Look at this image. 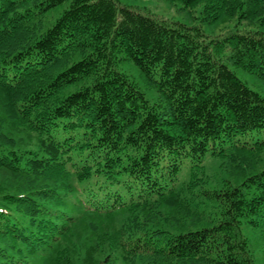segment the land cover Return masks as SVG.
Segmentation results:
<instances>
[{"label": "trees", "instance_id": "1", "mask_svg": "<svg viewBox=\"0 0 264 264\" xmlns=\"http://www.w3.org/2000/svg\"><path fill=\"white\" fill-rule=\"evenodd\" d=\"M66 1L0 0V216L15 215L16 225L22 216L16 204L33 212L29 233L17 231L0 247V264H41L35 258L43 260L77 221L63 204L74 191L64 188L66 176L80 184L75 190L85 212L109 213L175 196L181 172L202 168L208 154L264 147V94L237 72L264 80L263 29L236 24L206 40L199 26L117 0H70L43 35L11 42L33 17ZM173 1L204 2L202 12L217 18L232 0ZM249 3L235 4L242 16ZM11 10L15 15H7ZM75 52L84 55L51 75ZM126 60L153 81L162 101L151 102L121 69ZM211 194L222 205L216 224L135 233L121 240V249L254 264L241 225L258 226L264 218V169ZM98 264L115 260L108 253Z\"/></svg>", "mask_w": 264, "mask_h": 264}, {"label": "rangeland", "instance_id": "2", "mask_svg": "<svg viewBox=\"0 0 264 264\" xmlns=\"http://www.w3.org/2000/svg\"><path fill=\"white\" fill-rule=\"evenodd\" d=\"M117 1L123 6L159 18L199 26L204 32L206 40L224 35L236 24L247 29L264 30V0L258 4V0H251V3L247 4L250 11L243 16L235 6L239 0L238 2L232 0L230 4H226L220 10L217 18L210 12H202L204 2L186 7L182 2L173 0ZM69 2L70 0H67L56 9L33 17L21 30L20 36L16 40L12 38L11 42L14 44H18L20 41L29 43L43 35L62 14ZM32 4L33 2H29L22 5L17 11L30 7ZM7 15H15V12L11 10ZM83 55L84 53L79 52L69 55L51 71V75L56 74ZM120 67L136 82L151 102L163 100L153 81L146 77L132 61H123L120 63ZM237 72L252 88L264 94L263 79L243 69H237ZM82 84L80 82L65 88L63 94L78 89ZM0 109L2 111V107ZM262 169H264V147L256 151L242 153L227 152L222 156L208 154L202 168L194 172L185 168L181 172L175 196L148 203H134L132 207L109 213L85 212L80 193L75 190V188L79 190L80 184L77 183L74 176H66L64 188L67 189L72 185L74 191L70 195H65L63 204L67 212L77 221L73 226H70L61 242L52 246L45 253L46 256H43V260L35 259L41 261V264H98L110 253L115 264H211L203 258L171 260L149 253L130 255L121 249V240L135 233L155 229L180 233L216 224L223 217L221 214L222 205L211 197V192L223 187L227 182L239 185L249 175L256 174ZM16 207H18V213L22 215L20 222L16 221V225L15 215L12 220L8 219L11 217L10 215L0 216V247H5L4 242L13 239L17 231L24 235L29 233L31 225L28 224V221L33 216V212L25 210L22 204H16ZM259 222L258 226H252L246 222L241 225L254 264H264V218H260ZM28 255L32 257V255Z\"/></svg>", "mask_w": 264, "mask_h": 264}]
</instances>
